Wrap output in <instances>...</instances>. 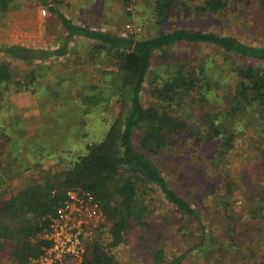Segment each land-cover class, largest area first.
<instances>
[{"label": "trees", "instance_id": "1", "mask_svg": "<svg viewBox=\"0 0 264 264\" xmlns=\"http://www.w3.org/2000/svg\"><path fill=\"white\" fill-rule=\"evenodd\" d=\"M14 1L0 0V16L4 17L16 7ZM173 1L155 0L154 15L158 17L160 24L167 21ZM256 1L264 16V0ZM36 2L55 15L61 28L62 42L54 49L21 44L0 46V56L4 58L0 61V112L3 104L6 105L2 102V90H8L12 83H20L18 80L14 81L12 68L5 58L28 64L35 61L40 63L52 57L66 55L69 42L75 36H82L94 43L93 51L115 58L117 67L113 72L103 71L101 84L81 85L78 97L84 113L102 108L113 115H109L111 122L106 126L104 136L100 140L86 143L83 151H72L70 147L65 154L55 156L54 152L47 149L46 144L45 149L36 150L41 159L51 160L55 165H61V169L55 170L51 166L43 178L30 175L28 182L19 190L13 192L10 189L8 195H4V199L0 201V249L4 253L8 250L10 257L18 263H26L38 257L49 243L42 237V233L69 189L87 190L93 194L106 218L105 223L97 229L102 231L108 227L106 230L111 243L117 245L130 225H146L143 218L147 206L140 203L137 195L138 186L144 184H153L160 190L178 215L179 222L176 232L172 233H178V238L171 240L170 245L148 237L155 263L184 264L192 256L191 252L201 256L206 251L203 249H208L211 245L216 250L214 264H221L226 246L235 248V251L246 249L245 246L240 247V240L235 242V229L231 224L234 201L240 199L250 203L262 202L264 209V184L249 191L242 187V181H230L227 173H221L229 164L224 161L235 147L237 130L247 129L249 123H252L258 130L260 142L264 143V66L254 64L264 63V44L244 41L235 34L189 28H173L142 38L123 36L100 28L76 25L51 0ZM223 6L222 0H206L203 5L195 8L198 11L215 12ZM184 43L213 45L223 60L229 62L228 70L235 75L227 106L223 109H207L198 127L189 126L183 117L169 109H160L158 103L165 102L166 106H173L186 98L192 100L195 91H199L200 98L206 99L204 92L212 90V82L204 78L208 74L206 63L198 67L183 64L166 79H162V82L157 80L159 82L156 81L151 88V94L156 99L154 104L145 106L141 99L143 85L154 58H169L168 49ZM215 67L213 72L218 79L220 68ZM27 75L30 80L22 82L23 90H27L37 78L33 70ZM112 101L118 102L116 113L109 109ZM249 117L251 120L248 121ZM109 118H103L102 122L107 124ZM5 129L7 128L3 127L2 131ZM136 135L138 145L135 144ZM3 137L7 139L6 134ZM186 139H190L196 147H201L206 141L218 145L213 158H205L211 168L215 169L214 172L193 166V174L200 178L196 186L198 193L209 198L210 205L216 206L215 209H220L222 213L225 234L229 239L226 244L223 241L211 244L209 240L213 238V234L208 230L202 206L180 193L151 157L164 147L184 145ZM13 142L9 140V146ZM262 153L264 154V150ZM30 161L31 159L19 158L17 162L21 165V172L31 169ZM206 174H213V177ZM214 175L222 177L220 183H216ZM11 176L12 173L7 171L6 166L1 165L0 188L9 185ZM213 185L215 186L212 188ZM237 190H240V194H236ZM250 213L256 217L255 209H250ZM261 224L264 226V215L261 216ZM159 234L162 236V233ZM98 241L97 237L95 242L87 245L81 264H115L114 256L106 252ZM178 249L179 252H176Z\"/></svg>", "mask_w": 264, "mask_h": 264}, {"label": "rangeland", "instance_id": "2", "mask_svg": "<svg viewBox=\"0 0 264 264\" xmlns=\"http://www.w3.org/2000/svg\"><path fill=\"white\" fill-rule=\"evenodd\" d=\"M205 1L174 0L167 21L160 24L157 21L158 17L154 15L155 0H133L131 9L128 11L125 10V3L122 0H109L108 9L102 13L101 22L100 24L98 22L95 27L100 26L103 30L122 34L125 25L130 23L135 28H139L136 32L128 33L136 38L152 36L173 28L201 29L219 34H235L244 41L264 44V16L256 0H222L224 6L215 12L198 11L195 7L203 5ZM51 2L59 4L61 0H51ZM14 4L16 7L8 11L5 18L0 16V46L24 43L26 46L34 47L31 43L39 39L41 43L34 44L36 48H40L37 46H46L48 40L59 44L62 42L58 22L57 24L53 22L54 30L57 28L58 32L51 39H45L46 33L38 29L39 22L45 23L49 10L42 12L43 7L36 0H15ZM111 11L116 14L115 22L106 15V12L110 15ZM72 40L74 42V38ZM76 41L83 43L81 44L83 48L91 46L86 41L79 39ZM168 50H170L169 58H154L143 85L142 102L145 106L154 104L156 99L151 94L152 85L157 80L162 82V79H166L178 67L183 64L188 67H198L206 63L208 74L204 78L212 82L211 92H204L206 99L200 98L199 91H195V95L191 97L192 100L186 98L184 101L174 103L173 106H166L165 102L158 103L160 109H169L183 117L189 126L198 127L207 109H223L227 106L235 75L228 70L229 62L224 61L211 44H176ZM94 52L98 54V60L95 63L89 59L91 54L88 53L86 56L89 58L75 63H72V59L64 57H52L49 60H43L40 63L35 61L31 64L5 58L12 68L14 81L18 80L20 83H12L8 90H2L4 97L2 102L6 105L3 104L0 112V166H6L7 171L12 173V179L6 188H0V201L4 199V195H8L10 189L13 192L19 190L28 182L27 178L30 175L43 178L51 166L55 170L61 169V165H55L51 160L41 159L36 152L37 149H45L47 145V149L54 152L55 156L65 154L70 147L72 151L78 152V150L83 151L86 143L100 140L104 136L106 126L111 122L109 115L113 114L102 108H95L85 114L78 97L81 85L101 84L104 77L103 71L117 70L115 58L111 55H101L98 51ZM3 59L0 56V61ZM254 64L264 66V63L260 62ZM215 66L220 68L218 79L213 72ZM32 70L37 78L27 90H23L22 82L30 80L27 74ZM76 70L77 75H75ZM109 109L116 113L118 102L112 101ZM103 118H109L107 124L102 122ZM247 120H251V117ZM3 127L7 129L2 131ZM5 134L8 140L3 137ZM235 134V147L225 159L224 163L229 164L221 174L227 173L230 181L237 183L242 181L243 188L253 191L256 186L264 184V154L262 153L264 143L260 142L258 130L252 126V123H249V128L237 130ZM9 140L14 141L12 146H9ZM138 141L136 135V145ZM217 146L215 142L206 141L201 147H196L190 139H186L184 145L164 147L151 157L180 193L193 203L202 206L205 221L209 226L208 230L213 234V238L209 240L211 244L222 243V241L226 244L229 239L225 234L222 213L220 209H215L216 206L210 205L209 198L206 199L198 193L196 186L200 178L193 174L195 171L193 166L214 172L215 169L211 168L206 159L213 158ZM44 156L48 157L45 154ZM19 158L31 159V169L21 172V165L17 162ZM206 175L213 177V174ZM220 175L217 177L214 175L217 184L222 179ZM81 192H89L94 199L90 191L82 190ZM236 194H240V190H237ZM137 195L140 203L147 206L145 216L143 215L146 225H130L117 245L111 243V237L106 230L108 227L102 229L104 232L97 229L86 247L91 242H95L98 237V242L104 246L105 251L114 256L115 264H159L152 258L153 250H150L147 239L155 238L164 245H170L171 240H177L178 233H172L176 232L178 227V215L153 184L138 186ZM250 209H255L256 217L252 216ZM103 214L105 216L104 212ZM231 215L233 217L231 224L235 229V242L238 243L240 240V247L245 246L246 249L235 251V248H227L225 245L226 252L221 256L225 257L221 260L223 261L221 264H264L262 202L261 204L258 201L250 203L237 199L234 201ZM105 221L106 218L103 223ZM175 251L179 252V249ZM203 251L201 256L191 252L192 256H189L190 258L186 259L184 264H214L216 250L210 245ZM0 264L24 263H18L10 257L8 250L4 253L0 249Z\"/></svg>", "mask_w": 264, "mask_h": 264}, {"label": "built area", "instance_id": "3", "mask_svg": "<svg viewBox=\"0 0 264 264\" xmlns=\"http://www.w3.org/2000/svg\"><path fill=\"white\" fill-rule=\"evenodd\" d=\"M125 10L131 9L133 0H122ZM46 8L43 7L42 12ZM133 24L127 23L121 35L136 32ZM105 216L98 202L89 192L67 190L56 212L49 218L42 237L49 242L43 252L24 264H81L86 244L103 224Z\"/></svg>", "mask_w": 264, "mask_h": 264}, {"label": "crops", "instance_id": "4", "mask_svg": "<svg viewBox=\"0 0 264 264\" xmlns=\"http://www.w3.org/2000/svg\"><path fill=\"white\" fill-rule=\"evenodd\" d=\"M108 5H109V0H61V2H59V4H57L60 11L65 16H67L74 24L79 25V26H87V27H91V28H96L95 25L98 24V22L100 24L102 13H104L105 10L108 9ZM102 8L104 11L102 10ZM109 13H110V15L108 14V12H106V15L108 17H111L110 19L113 22H115L114 21V17L116 18L115 12L111 11ZM54 16L55 15L49 11V14H47L45 23L43 22L44 25H43V23L41 24V22H39V24H38V29L41 30V32L43 31L44 33H46L45 39H47V38L51 39L53 36H55V33L58 32L57 28H55V30H54L53 22H55L57 24L56 18ZM118 16L119 15H117V17ZM102 22H103V19H102ZM97 28H100L103 30V28L100 26H98ZM45 39L43 40V42L45 41ZM78 39L80 41H83V42L84 41L88 42L89 44H91V46L89 48L88 47L83 48L81 45L83 43L76 41ZM39 41L40 40L38 39L37 42H33L31 44H33V46L35 47L36 44H34V43H41ZM72 41L73 40H71L69 42L68 53L64 56H57L58 58L64 57L67 59H72V63H75V62H79L80 60H83L85 58H89L88 56H86V54L88 53V54H91V57L89 59L91 61H93V63H95L98 60L97 59L98 54L96 52L92 51V45L94 43L91 40L85 39L82 36H75L74 42H72ZM21 45H25V44L21 43ZM45 45L46 46H37V47L53 49V48H56L59 45V43L52 42L51 40H48ZM73 70H75V69H73ZM77 73H78V71L76 70L75 75H77Z\"/></svg>", "mask_w": 264, "mask_h": 264}]
</instances>
